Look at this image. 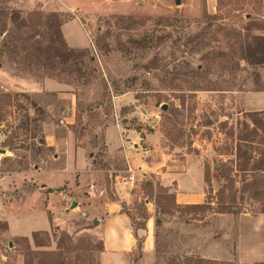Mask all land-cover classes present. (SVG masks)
Here are the masks:
<instances>
[{
  "label": "rangeland",
  "instance_id": "obj_1",
  "mask_svg": "<svg viewBox=\"0 0 264 264\" xmlns=\"http://www.w3.org/2000/svg\"><path fill=\"white\" fill-rule=\"evenodd\" d=\"M180 1L0 0L7 11L32 18L47 34L46 46L77 50L65 64L56 59L38 67L0 31V264H24L28 247L61 252L66 264H111L102 258V223L94 211L98 200L86 199L90 186L74 190L58 172L64 143L77 131L76 144L87 149L97 169L128 175L124 153L111 154L104 144L106 127L117 122L149 151L143 157L148 174L138 178L122 211L141 223L148 209L153 238L155 220L160 221L168 259L264 263V214L241 191L243 177L236 171L237 134L251 113L244 97L264 91V66L233 55L248 25L264 26V0ZM198 69L205 70L200 77L190 74ZM220 165L233 187L221 176ZM188 170L203 174V204L210 208L176 209L165 199L156 205V195H166L159 179ZM112 180L104 182L107 197L119 200ZM73 183L80 185L79 175ZM176 190L172 186L169 194ZM234 194L237 213H222ZM66 195L82 206L71 202L62 208ZM74 211L79 215L71 220ZM35 232L48 234L41 236L46 247H35ZM64 232L70 238H62ZM138 258L139 251L130 255L131 264Z\"/></svg>",
  "mask_w": 264,
  "mask_h": 264
},
{
  "label": "crops",
  "instance_id": "obj_2",
  "mask_svg": "<svg viewBox=\"0 0 264 264\" xmlns=\"http://www.w3.org/2000/svg\"><path fill=\"white\" fill-rule=\"evenodd\" d=\"M125 97L129 98L128 96ZM120 100L123 102L122 98H117V101ZM244 108L246 112H264V91L246 94L244 97ZM124 132L126 133L124 134ZM132 133V130L125 129L120 122L107 126L104 131V144L107 151L114 154L116 150H121L128 166L134 170V181L132 183H124V178H128L131 175L128 171V175L122 176L121 172L117 170L97 169L95 166L96 161H93L88 155L87 149L76 144L74 134L69 135L64 143V166L59 170L58 174L61 182H69L74 190L85 188L89 185L90 188L86 190L89 197H84L92 202L98 200L96 201L98 207H95L94 211L97 212V217L102 223L103 259L111 264H131L130 255L138 251V240L135 236L137 234L143 240L142 258L138 260L137 264H154L155 252L154 238L151 236L153 230L151 218L146 222V230H138L136 232L130 218L122 211L123 203H128V199L132 197V188L136 186L137 181L141 180L138 178H146L145 175L148 173L145 168H149V163L143 159L149 151L136 143L138 141H136V137ZM50 146H54L53 143ZM152 174H156V172H152ZM78 175L79 186L73 183V177ZM165 175L159 179L161 180L160 184L168 190H171V187L176 185V199H178L179 205L203 204L204 180L201 172L197 174L192 172V170H188L180 174ZM107 177L110 179L115 178V183H113V180L112 183L119 200L108 199L104 184ZM97 178L103 181L98 182L101 183V186L96 183ZM95 191H99L100 195L96 196ZM71 199L73 201H69ZM71 202H77L80 206L83 204V201H77L76 198L66 195L62 197L61 207L67 210ZM79 209L81 210L82 208L79 207ZM78 215V211L71 212V220ZM48 229L44 231H48ZM148 229L151 230L149 231V236H146L145 233H147Z\"/></svg>",
  "mask_w": 264,
  "mask_h": 264
},
{
  "label": "trees",
  "instance_id": "obj_3",
  "mask_svg": "<svg viewBox=\"0 0 264 264\" xmlns=\"http://www.w3.org/2000/svg\"><path fill=\"white\" fill-rule=\"evenodd\" d=\"M43 16V14H40L37 17H39L38 19L41 20L43 19ZM9 22H11L13 26L10 29H8ZM33 22L34 20L32 18H22L21 14L17 11H7V9L0 7V31L7 32V35L11 37L12 40H14V50L22 49L24 51L26 54V62L37 64L38 67H48L49 64L53 65L56 59L61 60L60 63L65 64L75 56L77 50L68 49L66 44L65 48L67 52L53 45L46 46L45 42L47 41V34L37 30L36 24ZM253 30L262 31L263 35H253ZM245 31L248 32V34L245 35L244 42L240 43L239 48L235 49L233 55L235 56L238 54L240 56L239 58L250 66H264V26L250 24L246 27ZM59 36L62 37V31L60 30ZM18 42H20V46H17ZM82 53L88 54L89 50L85 49ZM204 71L205 70L198 69L191 71L190 74L194 77H200ZM247 117L249 119V123H244L241 127V130L237 134L236 171L241 173L243 177L241 191L248 193L251 200L260 204L261 213L264 214V112L247 113ZM74 134L76 137L79 136L77 131H74ZM235 134V131H233L232 135L234 136ZM222 167L223 166L220 165L218 168V170L221 172V176L228 180V184L233 187L232 179L227 176ZM209 177V173H206L205 182H209ZM164 189L166 195L161 197V195L158 193L155 197L156 205L162 204L161 199H165L170 201L172 206H174L176 209L196 210L210 208L209 203L201 205H179L177 203L176 195L169 194V190L166 188ZM228 200V205H224L225 211L222 213L235 215L238 211L236 194L230 196ZM125 214L130 218L132 226L136 232L138 230L147 229L146 222L150 218L147 209L146 215L144 216V221L141 223H137L136 219L131 214L127 212ZM160 226V221L156 219L154 232V252L156 264H158L161 260H166L165 264H232L219 262L216 260H208L200 257H186L180 255H175L172 256L171 259H168L167 253L170 252V249L169 245L166 241H164V238L159 232ZM42 235L48 236L47 233L41 234L37 232L33 233L32 235L36 248L46 247V245L43 243V240L41 239ZM135 236L138 240V260H140L142 258L143 240L140 239L137 234ZM62 238L67 239L70 237L64 232L62 233ZM24 264H66V261L64 254L61 252L33 251L30 247H28V251L24 255Z\"/></svg>",
  "mask_w": 264,
  "mask_h": 264
},
{
  "label": "built area",
  "instance_id": "obj_4",
  "mask_svg": "<svg viewBox=\"0 0 264 264\" xmlns=\"http://www.w3.org/2000/svg\"><path fill=\"white\" fill-rule=\"evenodd\" d=\"M128 172L131 174L128 178H124V183H132L134 181L133 172L131 168H129Z\"/></svg>",
  "mask_w": 264,
  "mask_h": 264
},
{
  "label": "water",
  "instance_id": "obj_5",
  "mask_svg": "<svg viewBox=\"0 0 264 264\" xmlns=\"http://www.w3.org/2000/svg\"><path fill=\"white\" fill-rule=\"evenodd\" d=\"M176 4H177V5H180V4H181V1H180V0H176ZM166 108H167V106L164 105V109H166ZM0 152L3 153L4 151L0 150ZM73 207H76V204H74ZM95 224H98V222L95 221Z\"/></svg>",
  "mask_w": 264,
  "mask_h": 264
}]
</instances>
